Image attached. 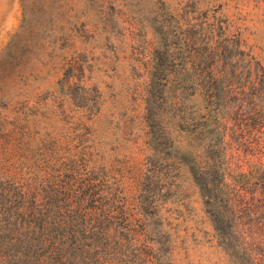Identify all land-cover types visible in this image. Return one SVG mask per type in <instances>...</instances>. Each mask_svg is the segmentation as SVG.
I'll return each instance as SVG.
<instances>
[{"label": "rangeland", "instance_id": "rangeland-1", "mask_svg": "<svg viewBox=\"0 0 264 264\" xmlns=\"http://www.w3.org/2000/svg\"><path fill=\"white\" fill-rule=\"evenodd\" d=\"M230 64L258 92L214 71L207 106ZM208 107L225 179L264 193V0H0V264H235L197 179ZM240 215L232 243L264 264Z\"/></svg>", "mask_w": 264, "mask_h": 264}, {"label": "trees", "instance_id": "trees-1", "mask_svg": "<svg viewBox=\"0 0 264 264\" xmlns=\"http://www.w3.org/2000/svg\"><path fill=\"white\" fill-rule=\"evenodd\" d=\"M226 65H221L218 67V69L209 66L210 70L208 73V79L210 78L211 80H213V83H216V86L214 89L215 92L209 95V97H207L208 100L207 106H210V103H213L214 105L216 101L222 98L221 93L223 92V90H221L220 92L221 88L217 83L221 80L223 81L229 80L230 77L235 78L232 81V83L228 84L229 88L235 86L231 88L234 93L242 94V92H245V89L247 88L252 89L250 93L258 92L256 88V82L253 76H248L247 74L243 75L241 71L240 72L235 71L233 65L231 64L229 66ZM214 71H218V73H221L222 76L224 75V79L219 80V78H215L216 76H220L217 75L218 74L217 72H216V76L214 75L211 76L214 73ZM250 71H251V67L249 66L248 71H246V73H249L250 75ZM225 74H230V76L227 78L225 77ZM248 78H249V82L246 81ZM255 78L258 79L257 74H255ZM244 79L246 83L244 82ZM186 86L187 85L185 83L179 82V85L176 88L181 93H183L184 92L183 87L185 88ZM186 115L187 114L185 110L183 111V113H177L176 123L179 126L186 123L187 120ZM204 117H205L204 119L207 122H209V124L207 125V129L209 131V137L206 141V144L204 145V150L206 155V167L204 170H200L197 173L198 174L197 179L199 180L202 188L207 194L206 201L208 202L209 206L213 208V212L211 216L214 220L217 231L220 233V238L221 240H223V242L225 241L224 242L225 245L227 246L228 250L232 253L235 260V264H255L256 263L255 258H251L250 255L246 257L243 256L242 252H240L242 249L239 250L237 243H236V247L232 243V238L233 239L235 238L237 232L234 231V229L231 227V224L232 226L237 225L238 221L234 220V217L235 216L237 218L242 217L243 215H240V213L243 212L245 216L248 217L251 221L243 222L241 223V225L246 223L253 225V227L255 226L257 230L264 229V216L261 219V215H264V193L262 192L257 195L255 189H252L253 193H248L249 191H251V189H248L245 186L244 187L235 186L232 184L234 181L227 182V180L225 179L226 176L224 171V168L227 166V162L225 161L224 156L227 152V148H226L227 142L225 139V135H226V128H228V124H226L225 119H227L228 117L225 115V111H223L222 109L219 110V108H215L214 110H211L209 109V107L206 108V113ZM236 118L237 117H235V119ZM229 126H230L231 135L237 141L242 142L241 139L244 140V138L247 136L245 130L237 129V124L234 126L235 128L232 125ZM258 132L262 133L263 130H259ZM240 136H242L243 138H241ZM232 149L233 150L230 151L229 154L230 153L234 154L233 152H236V150L238 151V147L232 146ZM261 153L262 155L264 154L263 151H261ZM258 162H261V160H258ZM242 163L249 164L250 161L244 160L242 161ZM237 164L240 165L241 161ZM204 179H206V181ZM229 184H231V187ZM230 199L232 200L233 206L231 208L232 215H229L228 217L227 204L228 202H230ZM40 226L42 230V227H46L47 225L45 224L44 221V225L40 223ZM238 230L240 229L238 228ZM255 240L256 242L257 240H259V235L255 236ZM105 258L106 257H103L102 262L106 260ZM115 260L117 259H114V261Z\"/></svg>", "mask_w": 264, "mask_h": 264}]
</instances>
